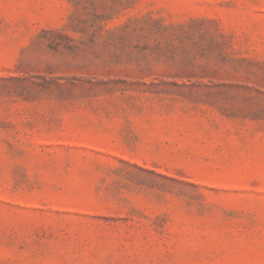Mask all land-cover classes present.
<instances>
[{
    "label": "rangeland",
    "instance_id": "rangeland-1",
    "mask_svg": "<svg viewBox=\"0 0 264 264\" xmlns=\"http://www.w3.org/2000/svg\"><path fill=\"white\" fill-rule=\"evenodd\" d=\"M0 264H264V0H0Z\"/></svg>",
    "mask_w": 264,
    "mask_h": 264
}]
</instances>
